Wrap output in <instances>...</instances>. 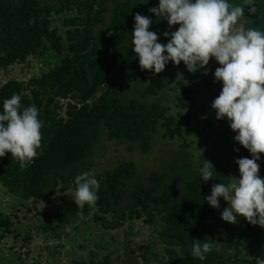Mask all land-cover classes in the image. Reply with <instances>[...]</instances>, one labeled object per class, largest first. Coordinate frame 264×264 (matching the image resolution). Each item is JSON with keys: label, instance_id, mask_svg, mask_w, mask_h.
<instances>
[{"label": "trees", "instance_id": "obj_1", "mask_svg": "<svg viewBox=\"0 0 264 264\" xmlns=\"http://www.w3.org/2000/svg\"><path fill=\"white\" fill-rule=\"evenodd\" d=\"M157 1L117 2L108 21V0H0V69L25 63L35 53L43 54L45 47L60 58L53 69L28 83L12 79L0 87V113L5 99L20 94L22 108L34 104L43 123L39 155L25 168L10 153L0 158V182L22 205L33 202L55 207L54 216L40 212L44 219L41 233L57 234L79 215L89 216L95 211L93 221L108 232L136 220L151 228L158 226L156 246L161 251L155 253V259L160 258V264H257L264 260V228L241 216H237V224L228 223L221 218L227 207L223 198L219 209L204 199L214 184H227L231 176L239 178L236 159L251 158L238 142L234 144L238 151L231 152L226 164H213V176L207 182L198 169L192 177L182 182L175 179L170 185L154 171L148 184H135L128 195L137 167L133 162H123L95 174L100 184L95 206L85 204L81 208L75 203V177L103 136L109 141L137 143L147 154L159 127L165 140L183 135L176 117L166 116L161 104L117 96L124 88L122 74L139 63L132 43L134 16H153L149 9ZM255 4L263 16L260 22L264 30V0H255ZM71 12L74 15L63 21L67 27L63 36L54 27L53 17ZM179 84L182 93L178 107L190 108L194 89ZM154 92L151 84L142 98ZM103 128L106 134L101 133ZM260 155L257 163L264 179V154ZM12 227V219L0 214V229L5 232L0 237L15 232ZM193 238L214 239L220 250L214 249L201 261L192 255ZM138 250L142 258L152 261L150 245ZM91 264H110V259Z\"/></svg>", "mask_w": 264, "mask_h": 264}, {"label": "rangeland", "instance_id": "obj_2", "mask_svg": "<svg viewBox=\"0 0 264 264\" xmlns=\"http://www.w3.org/2000/svg\"><path fill=\"white\" fill-rule=\"evenodd\" d=\"M121 1L123 0H108V21L112 8ZM229 2L242 4L243 0ZM158 4L159 0L153 7H158ZM72 15L74 12L53 17L54 27L63 36L67 30L63 21ZM261 17L263 16L260 11L250 16L245 9L241 22L246 27L261 30ZM149 18L153 21L149 30L157 33L160 43L168 42L162 35L164 31L178 30L179 25L169 28L166 20L157 21L154 14ZM42 51L45 52L35 53L25 63L0 69V87L12 79L28 83L32 78L42 76L59 64V56L49 47ZM207 67L208 75H202L203 70L190 73L183 62L177 66L170 61L163 72L154 74V70H141L139 63H136L130 71L123 73L121 81L124 88L117 96L121 100L132 98L144 103L161 104L166 110V116L176 117L183 135L165 140L162 138L163 129L159 127L154 134L152 148L147 154L141 152L137 143L109 141L103 136L91 156L83 161L81 174L88 171L101 174L123 162H133L137 167V174L127 188L129 195L135 184H148L150 174L154 171L162 174L170 185L175 183V179L182 182L186 177L196 174V169L203 166L204 159L212 164H226L228 156L234 151V137L237 133L231 130L227 118L216 119V112L211 104L222 90V82L215 81L214 78L215 69L220 65L213 58ZM180 82L194 89L191 99L193 105L190 108L178 107V96L182 93ZM151 84H154L156 92L142 98ZM105 132L103 128L101 133L106 134ZM130 146L133 150L129 149ZM259 175L262 178L261 173ZM225 204L228 207L226 201ZM43 211L50 212L53 216L56 213L54 206L48 207L42 203L30 202L26 206L22 205L0 182V214L12 219V228L15 230L12 234L4 235V238L0 237V264H91L104 262L106 258L110 259V264H160V258L155 259V253L161 251L156 246L158 226L151 228L142 220H136L126 222L120 230L108 232L101 223L93 221V211L89 216L79 215L64 230H58L57 234L51 231L41 233L40 227L44 219L40 212ZM2 229L0 236L5 233ZM143 245L151 246L152 253L148 255L152 261L140 256L138 247Z\"/></svg>", "mask_w": 264, "mask_h": 264}, {"label": "clouds", "instance_id": "obj_3", "mask_svg": "<svg viewBox=\"0 0 264 264\" xmlns=\"http://www.w3.org/2000/svg\"><path fill=\"white\" fill-rule=\"evenodd\" d=\"M245 9L254 16L258 12L255 0H243L242 4L229 0H159L158 7L149 12L157 21L166 20L169 28L179 25L178 30L164 31L168 42L160 43L157 33L149 30L152 19L136 13L132 43L140 69L154 70V74L163 72L171 61L177 66L183 62L190 73L203 70L202 75H208L210 60L218 62L214 78L222 82V90L211 108L217 120L227 118L231 130L237 133L235 141L250 152L251 158L236 159L239 178L231 176L227 184H214L204 199L219 209L222 197L228 207L221 218L228 223L237 224V216H241L264 228V179L257 163L264 154V30L241 22ZM42 127L34 104L22 108L21 95L15 93L5 99L0 113V158L10 153L21 168L29 166L39 155ZM213 169V164L204 159L199 169L203 181L212 179ZM75 184V203L81 208L85 204L95 206L100 184L94 172L77 175ZM193 240L192 255L201 261L214 249L220 250L214 239ZM257 264H264V260Z\"/></svg>", "mask_w": 264, "mask_h": 264}]
</instances>
